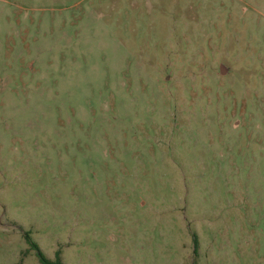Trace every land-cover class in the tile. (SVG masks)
I'll list each match as a JSON object with an SVG mask.
<instances>
[{"label": "rangeland", "instance_id": "obj_1", "mask_svg": "<svg viewBox=\"0 0 264 264\" xmlns=\"http://www.w3.org/2000/svg\"><path fill=\"white\" fill-rule=\"evenodd\" d=\"M27 236L264 264V0H0V264Z\"/></svg>", "mask_w": 264, "mask_h": 264}, {"label": "trees", "instance_id": "obj_2", "mask_svg": "<svg viewBox=\"0 0 264 264\" xmlns=\"http://www.w3.org/2000/svg\"><path fill=\"white\" fill-rule=\"evenodd\" d=\"M27 240L32 245L33 249L37 251L39 261L41 264H64L60 256V252L56 254L55 261H52L45 256V254L42 252L41 248L37 245V243H34L29 236H27Z\"/></svg>", "mask_w": 264, "mask_h": 264}, {"label": "water", "instance_id": "obj_3", "mask_svg": "<svg viewBox=\"0 0 264 264\" xmlns=\"http://www.w3.org/2000/svg\"><path fill=\"white\" fill-rule=\"evenodd\" d=\"M222 73L225 74V68L224 66L221 67Z\"/></svg>", "mask_w": 264, "mask_h": 264}, {"label": "flooded vegetation", "instance_id": "obj_4", "mask_svg": "<svg viewBox=\"0 0 264 264\" xmlns=\"http://www.w3.org/2000/svg\"><path fill=\"white\" fill-rule=\"evenodd\" d=\"M224 68H225V67H224ZM227 71H228V70H227ZM227 71H226V69H225V72H227ZM220 72H221V74H223L221 68H220Z\"/></svg>", "mask_w": 264, "mask_h": 264}]
</instances>
